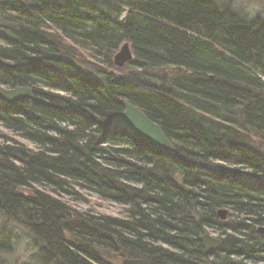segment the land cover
Listing matches in <instances>:
<instances>
[{"label": "trees", "instance_id": "trees-1", "mask_svg": "<svg viewBox=\"0 0 264 264\" xmlns=\"http://www.w3.org/2000/svg\"><path fill=\"white\" fill-rule=\"evenodd\" d=\"M15 87L32 98L0 99V127L34 149L0 145V214L40 244L25 264H264V18L212 0H0V91ZM124 102L172 153L112 126ZM37 186L126 216H80Z\"/></svg>", "mask_w": 264, "mask_h": 264}, {"label": "rangeland", "instance_id": "rangeland-1", "mask_svg": "<svg viewBox=\"0 0 264 264\" xmlns=\"http://www.w3.org/2000/svg\"><path fill=\"white\" fill-rule=\"evenodd\" d=\"M212 1L219 8L229 9L231 12H233L234 14H237L238 16H240L242 19H245L246 21H250L255 18H264V0H246V2L245 0H212ZM120 47L121 46H119V48L116 50L113 57L119 51ZM113 57H112V65L115 70H118V68L115 67L113 64ZM132 60H133V55H132ZM86 61L91 65L96 63L95 61H92L90 59H87ZM91 65H89L87 69L93 70ZM124 67L121 68L122 69L121 73L127 72V70H125ZM3 90H6V89H3ZM0 134L3 136V139L0 138V145L6 144V143L12 144V142H17V143L26 145L27 148L34 149L32 145L27 144L25 141L14 136L12 133L8 132L2 127H0ZM34 188L37 190L49 193L50 195L54 196V198L56 199L58 198L61 202L65 203L72 211L78 213L80 216H85V217H87V215L94 216V217L106 216V217L119 218V219L121 218L123 219L126 216V208L122 207L121 205H117L114 202L100 199L90 193L79 192V195L77 196V198L76 197L70 198V197H66L63 195H61V197L60 196L57 197V195H55L53 192H50L49 189H44L39 186L34 187ZM21 192L28 193L26 189L21 190ZM231 216L232 215L230 211H226L225 219L223 220L220 219V221L221 222L229 221L228 219H230ZM0 227L5 228L6 235L9 234L10 237H12V242H13L12 250L10 253H8L9 255L0 256V263L25 264L29 262L30 257L36 251H38V246H40V244L34 239V237H32V235H30L28 231H26L25 228H23V226L20 223H18L16 220L12 221V220L5 219V217L2 214H0ZM205 234H208L211 237L216 238V239L220 238L219 235L213 231H208ZM100 254L101 256H103L107 264H121V261H123V257L119 253L109 254V253L100 252ZM42 264H46V261H43Z\"/></svg>", "mask_w": 264, "mask_h": 264}, {"label": "water", "instance_id": "water-1", "mask_svg": "<svg viewBox=\"0 0 264 264\" xmlns=\"http://www.w3.org/2000/svg\"><path fill=\"white\" fill-rule=\"evenodd\" d=\"M131 60L132 54L129 45L123 43L119 51L113 57V64L118 69H121ZM31 98V90L25 87H15L13 89L0 91V99L11 105ZM123 106V111L113 115L111 118L112 126L115 129L123 131L165 153L173 152L171 143L165 138L160 128L155 123L146 118V116L133 105L124 102ZM225 215V210H219L217 212V216L221 220L225 219ZM258 232L264 234V228H260ZM199 241L206 253L217 251L220 247V241L208 234H203Z\"/></svg>", "mask_w": 264, "mask_h": 264}, {"label": "clouds", "instance_id": "clouds-1", "mask_svg": "<svg viewBox=\"0 0 264 264\" xmlns=\"http://www.w3.org/2000/svg\"><path fill=\"white\" fill-rule=\"evenodd\" d=\"M245 2H246V0H245ZM8 255H9L8 253H5L3 251H0V256H8Z\"/></svg>", "mask_w": 264, "mask_h": 264}, {"label": "bare ground", "instance_id": "bare-ground-1", "mask_svg": "<svg viewBox=\"0 0 264 264\" xmlns=\"http://www.w3.org/2000/svg\"><path fill=\"white\" fill-rule=\"evenodd\" d=\"M225 211H226V210H225ZM260 228H264V226H263V227H260ZM260 228H258V230H259Z\"/></svg>", "mask_w": 264, "mask_h": 264}]
</instances>
